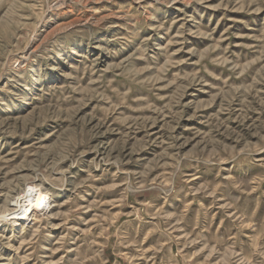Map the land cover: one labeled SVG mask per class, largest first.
Listing matches in <instances>:
<instances>
[{
	"label": "rangeland",
	"instance_id": "1",
	"mask_svg": "<svg viewBox=\"0 0 264 264\" xmlns=\"http://www.w3.org/2000/svg\"><path fill=\"white\" fill-rule=\"evenodd\" d=\"M0 264H264V0H0Z\"/></svg>",
	"mask_w": 264,
	"mask_h": 264
},
{
	"label": "bare ground",
	"instance_id": "2",
	"mask_svg": "<svg viewBox=\"0 0 264 264\" xmlns=\"http://www.w3.org/2000/svg\"><path fill=\"white\" fill-rule=\"evenodd\" d=\"M29 199H26L27 202L25 204H19L18 209L14 213L15 217L13 219L19 220L25 217L27 218L33 211L35 212L36 210H39L38 208L41 205L42 196L38 194L35 204L31 203Z\"/></svg>",
	"mask_w": 264,
	"mask_h": 264
}]
</instances>
